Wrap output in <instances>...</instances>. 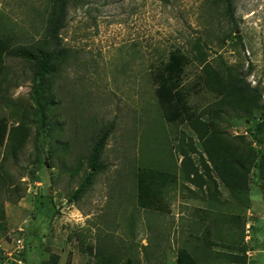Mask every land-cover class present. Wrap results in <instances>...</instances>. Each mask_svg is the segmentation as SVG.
<instances>
[{
  "label": "rangeland",
  "instance_id": "374dc122",
  "mask_svg": "<svg viewBox=\"0 0 264 264\" xmlns=\"http://www.w3.org/2000/svg\"><path fill=\"white\" fill-rule=\"evenodd\" d=\"M49 5L0 0V42L8 50L42 44ZM233 5L235 22L211 0H82L70 8L61 32L68 53L51 78L43 147L35 139L32 64L5 52L0 170L12 186L3 188L10 199L0 263L54 264L56 255L57 264H240L221 258L239 253L244 223L242 247L264 264V167L249 173L247 205L243 187L225 185L209 155L221 160L215 147L233 151L251 138L234 134L256 113L237 105L235 84L257 88L264 104V0ZM173 51L186 58L185 109L170 121L156 74ZM102 135L107 169L72 199ZM226 161L237 170L233 156Z\"/></svg>",
  "mask_w": 264,
  "mask_h": 264
},
{
  "label": "trees",
  "instance_id": "16d2710c",
  "mask_svg": "<svg viewBox=\"0 0 264 264\" xmlns=\"http://www.w3.org/2000/svg\"><path fill=\"white\" fill-rule=\"evenodd\" d=\"M82 0H50L48 6L49 17L47 19V26L43 43L31 44L28 46H22L12 50H8L9 46L6 41L0 42V61L5 56V52H11L14 56L22 58L32 64L31 70V95L34 104V114L37 121L35 139L43 147L44 141L43 136L47 126V112L54 105V96L50 95L51 78L57 72V67L60 65L62 59L67 55L68 48L61 46V32L68 23L70 8L75 7ZM215 4L223 6L225 15L228 16L229 20L235 22L234 18V5L233 0H211ZM240 43L243 45L242 37L240 34L236 35ZM186 58L183 53L179 51L170 52L168 60L165 62L160 71L156 74V78L159 86L157 87V97L168 109L167 119L174 121L179 118L184 111L183 92L181 89V77L184 71ZM241 85V84H240ZM237 90L240 93L238 97V106H247L249 111L253 109L256 113L247 114L246 120L243 123H252L249 127V136L251 137L247 143H241L240 147L235 148L233 151L228 146L218 145L215 147L214 152L219 154L221 160L213 158L209 152L210 160L218 174L219 178L225 185L232 186L231 184L236 183V188L243 187V194L247 196L246 204H249V189H248V176L249 173L255 169L258 171L264 167V104L259 103L261 93L257 88H247L245 86H238L235 84ZM246 91H249L245 94ZM242 93V94H241ZM182 107V109L180 108ZM51 125V124H50ZM55 128L54 125L48 129L52 130ZM49 133L48 135H50ZM7 135V122L0 119V146L4 144ZM245 135H238L239 138L243 139ZM252 141H257L263 148L257 149L252 145ZM38 143V144H39ZM39 144V145H40ZM106 144V135H102L93 144L86 157V170L77 187L74 191L72 199H78L94 182L95 177L104 172L107 169L106 163L101 159V154ZM227 145V144H226ZM52 148V147H51ZM231 152H230V151ZM53 148L49 155L52 157ZM229 153V154H228ZM231 155L234 157V163L237 170L231 167H227L226 157ZM0 170V223H2L6 217L4 202L8 201L9 194H3V188L5 185L12 186L11 178H9L8 172ZM4 172V173H3ZM228 176V177H227ZM8 179H10L8 181ZM9 182V183H8ZM147 181L143 178L139 179V189L141 200L146 201L148 197L149 187L146 185ZM263 189V185L260 187ZM13 191V189H12ZM7 197V198H5ZM20 195L17 194L18 199ZM4 198V199H3ZM10 199V198H9ZM240 222H242L240 220ZM243 224L242 229L240 227V239L237 245L239 246V253H228L222 256V260L228 263H240L246 264L247 254L245 246L242 247L243 242ZM179 252H184L181 249ZM182 254V253H181ZM188 254V253H187ZM242 254V255H241ZM189 255V254H188ZM194 256V255H193ZM191 254L189 257L194 261L198 262L197 258ZM54 259L58 260V256H54ZM182 260V257L180 258ZM216 263V261L210 262Z\"/></svg>",
  "mask_w": 264,
  "mask_h": 264
},
{
  "label": "built area",
  "instance_id": "2783aa9c",
  "mask_svg": "<svg viewBox=\"0 0 264 264\" xmlns=\"http://www.w3.org/2000/svg\"><path fill=\"white\" fill-rule=\"evenodd\" d=\"M252 123H245L243 126L239 129V127L234 128V134L235 135H248L250 133L249 127H251ZM252 145L257 148V149H262L263 147L257 142V141H252ZM251 225L249 222H246L245 224V239L246 241L249 239V237L252 235L250 232ZM247 254V262L246 264H256L254 262V252L252 250H249L246 252ZM13 263V262H12ZM20 263V262H19ZM0 264H11L10 258L8 257L6 260L2 261Z\"/></svg>",
  "mask_w": 264,
  "mask_h": 264
},
{
  "label": "crops",
  "instance_id": "0c3cea01",
  "mask_svg": "<svg viewBox=\"0 0 264 264\" xmlns=\"http://www.w3.org/2000/svg\"><path fill=\"white\" fill-rule=\"evenodd\" d=\"M250 200H251V204H253L252 203V199H251V197H250ZM254 262H257L258 264H261V262L258 260V258L256 257V258H254Z\"/></svg>",
  "mask_w": 264,
  "mask_h": 264
}]
</instances>
